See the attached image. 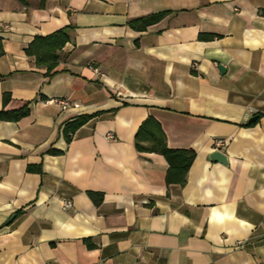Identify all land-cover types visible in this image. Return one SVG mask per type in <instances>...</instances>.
Returning <instances> with one entry per match:
<instances>
[{
    "label": "crops",
    "instance_id": "crops-1",
    "mask_svg": "<svg viewBox=\"0 0 264 264\" xmlns=\"http://www.w3.org/2000/svg\"><path fill=\"white\" fill-rule=\"evenodd\" d=\"M60 28L46 75L24 48ZM0 38V110L29 106L0 119V264H264V0H0ZM148 116L182 184L135 149Z\"/></svg>",
    "mask_w": 264,
    "mask_h": 264
},
{
    "label": "trees",
    "instance_id": "trees-1",
    "mask_svg": "<svg viewBox=\"0 0 264 264\" xmlns=\"http://www.w3.org/2000/svg\"><path fill=\"white\" fill-rule=\"evenodd\" d=\"M163 11L156 12L149 16L135 18L130 20V25L139 30L144 29L147 25L159 20ZM69 39V35L65 28L57 29L46 35H35L33 39L25 46L24 51L27 55L33 56L37 65L45 66L46 75H51L57 71L56 65L58 62V50ZM1 38H0V52ZM6 94H3V100L7 99ZM29 113L28 103L16 109L0 110V119L18 120L19 118ZM94 114H79L73 118L66 120L61 125V135L66 143H68L74 131L85 123ZM134 147L137 151L155 152L164 156L167 162L165 173L166 183H179L185 181V174L191 164L194 151L188 148H171L165 143L164 133L159 123L151 116L146 117L138 126L134 134ZM49 153H58L59 150L54 148L47 149ZM89 195L95 193L89 191Z\"/></svg>",
    "mask_w": 264,
    "mask_h": 264
},
{
    "label": "water",
    "instance_id": "water-1",
    "mask_svg": "<svg viewBox=\"0 0 264 264\" xmlns=\"http://www.w3.org/2000/svg\"><path fill=\"white\" fill-rule=\"evenodd\" d=\"M218 68L220 71L224 70V67L221 64L218 65ZM254 119H255V116H252L251 118H249V121H253ZM209 159L211 161H218L223 164L227 162L226 155L218 149H215L209 153Z\"/></svg>",
    "mask_w": 264,
    "mask_h": 264
},
{
    "label": "built area",
    "instance_id": "built-area-1",
    "mask_svg": "<svg viewBox=\"0 0 264 264\" xmlns=\"http://www.w3.org/2000/svg\"><path fill=\"white\" fill-rule=\"evenodd\" d=\"M94 71H97V72H98L97 68H94ZM58 102H59L63 107L68 105V101H67V100H64V99H59ZM108 137H111V136L108 135ZM215 144H216V145H222V144H223V141H222L221 139H217V140L215 141ZM70 205H71V202H70L69 199L64 200V202H63V208H68V207H70Z\"/></svg>",
    "mask_w": 264,
    "mask_h": 264
}]
</instances>
